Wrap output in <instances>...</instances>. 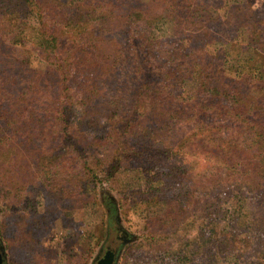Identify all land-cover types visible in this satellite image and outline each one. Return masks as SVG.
Segmentation results:
<instances>
[{
  "label": "trees",
  "instance_id": "obj_1",
  "mask_svg": "<svg viewBox=\"0 0 264 264\" xmlns=\"http://www.w3.org/2000/svg\"><path fill=\"white\" fill-rule=\"evenodd\" d=\"M238 4L0 0V164L49 157L46 177L66 146L60 190L100 206L104 233L106 209L120 222L123 208L104 183L135 173L132 208L175 227L132 241L149 264H264V27L253 0ZM15 183L0 174V190Z\"/></svg>",
  "mask_w": 264,
  "mask_h": 264
},
{
  "label": "rangeland",
  "instance_id": "obj_2",
  "mask_svg": "<svg viewBox=\"0 0 264 264\" xmlns=\"http://www.w3.org/2000/svg\"><path fill=\"white\" fill-rule=\"evenodd\" d=\"M223 2L233 4L234 7L239 5V0H223ZM253 6H257L253 22L258 23L259 27H264V18H262L264 0H253ZM219 13L222 14L223 9ZM25 22L30 23L32 19L27 18ZM12 48L11 42L3 46L5 53H10ZM235 66L232 61L227 65L228 76L234 75ZM24 142L22 139V144ZM85 148L93 156H97L102 148V142L91 138ZM66 149V146H63L57 167L52 168L46 177L42 174L44 168L49 165V157L43 159L41 168L29 170L26 169L31 164L29 158L23 159V156L18 157L19 167L16 169L9 167V161L5 159L0 164L3 167L0 174H14L16 182L10 190H0V243L6 250L7 264H94L92 257L98 250L99 255L110 242L122 243L126 239L131 240L129 241L131 244L124 246L118 264H149V250H151L149 243L133 248L132 241L136 239L142 242L144 240L142 238L151 230L172 232L175 229L174 225L165 226L162 217L156 218L151 227L144 224L139 211L136 212V209L132 208V203L137 200L136 175L130 171H121L111 178L110 183L103 185L115 200L116 206L120 203L123 206L119 215L121 224L118 220L114 221L113 208L106 209L107 227L104 233L101 222L104 212L100 206L82 205L79 201H71L70 196L60 190L65 185L67 169H69L67 157L64 155ZM196 159L197 162L193 164L197 165L192 168L202 170L206 167L204 160H202L204 165H198L200 160ZM9 170L12 171L8 172ZM42 176L45 178L44 182L40 181ZM190 210L191 212L193 210L191 206ZM196 215L197 212L194 211V222L189 229L191 234L196 229ZM115 226H121L125 236L117 235ZM89 241L93 252L87 256ZM246 244H248L247 238ZM191 247L193 248V244Z\"/></svg>",
  "mask_w": 264,
  "mask_h": 264
},
{
  "label": "water",
  "instance_id": "obj_3",
  "mask_svg": "<svg viewBox=\"0 0 264 264\" xmlns=\"http://www.w3.org/2000/svg\"><path fill=\"white\" fill-rule=\"evenodd\" d=\"M129 241L131 240L126 239L122 243H116L115 241L110 242L109 244H107L106 248L104 249V254L102 259H100V262L98 261L95 262L99 250L95 255H93L92 261L94 262V264H118L119 259L123 253L124 246ZM6 257H7L6 250L4 246L0 243V264H7Z\"/></svg>",
  "mask_w": 264,
  "mask_h": 264
},
{
  "label": "flooded vegetation",
  "instance_id": "obj_4",
  "mask_svg": "<svg viewBox=\"0 0 264 264\" xmlns=\"http://www.w3.org/2000/svg\"><path fill=\"white\" fill-rule=\"evenodd\" d=\"M120 225V224H119ZM121 226H115V233H117V235H119V234H124V231L120 228ZM123 236H125V234L123 235ZM120 236H118V238H119ZM119 240L121 241V239L119 238ZM103 254H104V251L102 252H100V254L97 256V259L95 260V262H100V259H102V257H103Z\"/></svg>",
  "mask_w": 264,
  "mask_h": 264
}]
</instances>
